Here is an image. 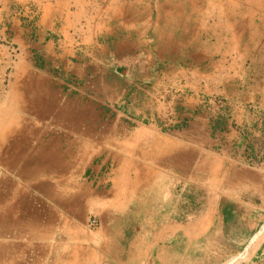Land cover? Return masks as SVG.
Instances as JSON below:
<instances>
[{
	"label": "rangeland",
	"instance_id": "obj_1",
	"mask_svg": "<svg viewBox=\"0 0 264 264\" xmlns=\"http://www.w3.org/2000/svg\"><path fill=\"white\" fill-rule=\"evenodd\" d=\"M137 1L126 2L128 24L123 33L128 37L117 34L105 44L102 61L81 68L85 81H79L77 91L67 92L50 78L48 87L31 89L29 111L28 102H14L23 110L14 121L30 125V131H16L7 138L4 151L13 156L9 162L0 161V200L6 203L1 192L14 186L15 227L20 232L30 229L34 236L27 250L24 240L16 239L15 259L5 264H46L40 260L37 232L47 230L42 244L48 251L56 242L51 232L61 221L63 206L84 191L77 177L101 161L115 163L116 169L127 166L132 177L143 178L138 198L148 211L172 208L184 220L194 216L202 207L196 191L202 182L197 178L204 173L208 177L225 151L217 146L215 135L221 132L216 130L222 126L228 133L240 125L235 96L249 99V117L243 122L249 120L252 130L264 120L256 113L252 116L258 101L250 99L264 95L263 64L253 68L245 58L225 59L222 38L214 35L233 29L230 22L246 29L244 18L264 14L261 0ZM249 40L239 39L242 56ZM32 79L40 80L33 74ZM243 134L253 141L259 136ZM227 153L238 155L232 148ZM127 155L136 164H123L120 158ZM80 214L85 216L84 211ZM93 220L97 225L90 215L89 228Z\"/></svg>",
	"mask_w": 264,
	"mask_h": 264
},
{
	"label": "crops",
	"instance_id": "obj_2",
	"mask_svg": "<svg viewBox=\"0 0 264 264\" xmlns=\"http://www.w3.org/2000/svg\"><path fill=\"white\" fill-rule=\"evenodd\" d=\"M126 2L0 0L1 162H9L13 156L4 151L8 149L9 134L30 131V125H17L14 121L17 111L22 110L14 102H28L29 111L31 89L36 85L48 87V82L52 84L50 78L60 82L67 92L77 91L79 81H85L81 68L102 61V53L108 47L105 44L113 42L117 34L128 37L124 34L128 24ZM240 3L237 0L236 4ZM243 20L248 21L244 30L242 25L230 22L233 29L224 28L214 34L222 38V54L235 62L245 58L253 68L264 66V14ZM244 36L250 38L245 45L246 57L239 52V39ZM233 53L238 58L232 57ZM32 74L40 80L33 81ZM235 97L239 107L235 117L240 125L228 133L222 126L216 130L217 134L221 132L220 136L215 135L217 146L225 151L208 177L204 173L197 178L202 182L196 190L202 196L198 213L184 220L176 217L172 208L148 211L145 202L138 198L143 178L132 177L127 166L116 169L115 163L101 161L89 165L77 177L84 191L63 206L61 221L51 232L56 242L48 251V245L42 244L47 230L37 232L40 260L43 258L46 264H198L205 260L227 263L246 251V257L252 255L244 264H264V232L260 233L264 227V120L252 130L249 120L243 122L244 117H249V111H245L249 99ZM250 99L258 101V111H252V116L256 113L264 119V95ZM248 132H256L258 139L244 136ZM228 148L238 155L230 157ZM127 157L131 156L120 158L123 164H136ZM44 176L48 178L46 171ZM1 193L8 198L6 203L0 200V264H5L15 259V240H24L22 246L27 250L34 233L25 228L20 232L15 227L14 186ZM82 211L85 216L80 214ZM90 215L97 220L96 227L87 226ZM5 239L6 244L2 242Z\"/></svg>",
	"mask_w": 264,
	"mask_h": 264
},
{
	"label": "water",
	"instance_id": "obj_3",
	"mask_svg": "<svg viewBox=\"0 0 264 264\" xmlns=\"http://www.w3.org/2000/svg\"><path fill=\"white\" fill-rule=\"evenodd\" d=\"M264 232V227L262 228V230L260 231V233ZM257 237H255L253 241H256ZM246 252V251H245ZM245 252H243L240 256H238L237 258L225 263V264H240V262L244 259L245 257Z\"/></svg>",
	"mask_w": 264,
	"mask_h": 264
},
{
	"label": "built area",
	"instance_id": "obj_4",
	"mask_svg": "<svg viewBox=\"0 0 264 264\" xmlns=\"http://www.w3.org/2000/svg\"><path fill=\"white\" fill-rule=\"evenodd\" d=\"M90 227H96V222L94 220L90 222Z\"/></svg>",
	"mask_w": 264,
	"mask_h": 264
},
{
	"label": "bare ground",
	"instance_id": "obj_5",
	"mask_svg": "<svg viewBox=\"0 0 264 264\" xmlns=\"http://www.w3.org/2000/svg\"><path fill=\"white\" fill-rule=\"evenodd\" d=\"M257 243V242H256Z\"/></svg>",
	"mask_w": 264,
	"mask_h": 264
}]
</instances>
